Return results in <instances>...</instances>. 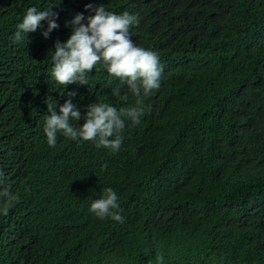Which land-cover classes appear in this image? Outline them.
Returning a JSON list of instances; mask_svg holds the SVG:
<instances>
[{"label":"trees","instance_id":"1","mask_svg":"<svg viewBox=\"0 0 264 264\" xmlns=\"http://www.w3.org/2000/svg\"><path fill=\"white\" fill-rule=\"evenodd\" d=\"M55 2L0 0V191L19 195L0 210V264H264V0H62L48 38L42 21L14 43L27 9ZM88 4L138 18L131 39L158 54V89L136 96L102 63L88 85L54 81L55 43L76 14L87 25ZM71 91L75 127L91 104L141 102L117 152L62 133L48 145L46 103L60 114ZM105 188L122 223L90 211Z\"/></svg>","mask_w":264,"mask_h":264},{"label":"clouds","instance_id":"2","mask_svg":"<svg viewBox=\"0 0 264 264\" xmlns=\"http://www.w3.org/2000/svg\"><path fill=\"white\" fill-rule=\"evenodd\" d=\"M61 2L62 0H56L43 11L29 7L22 22L17 25L14 43L22 42L25 35L41 28L42 21L48 22L47 30L42 33L48 38L59 27L56 23L58 13L53 12L52 8ZM85 7L95 13L87 18V25L81 23L85 19L84 15L76 14L74 19L65 22L66 27L72 28V34L66 43H60L59 40L55 43L52 56L54 66L51 70L54 81L62 86L88 85L87 74L102 63L109 75L119 78L136 96H140L141 92L148 94L151 90L158 89L162 76L158 54L137 46L131 39L130 29L139 24L138 18L126 12L115 14L107 11L104 6L93 9L88 4ZM112 94L120 95V89H113ZM66 95L68 99L59 107L60 114H57L56 100L46 103L49 115L45 118L44 133L50 147L56 145L57 134L62 133L74 141H95L97 147L117 152L122 145L125 118L130 119L133 124H139L143 114L139 100L137 106L119 110L106 103H95L88 106L85 123L75 127L70 122L81 118L80 111L72 102L77 93L71 91ZM6 182L4 171L0 170V185ZM18 200L19 195L5 187L0 191V210L7 215L9 208ZM90 211L100 219L111 218L121 223L124 219L119 197L112 188L103 189L101 198L91 203ZM157 260L159 264H163L164 257L158 256Z\"/></svg>","mask_w":264,"mask_h":264}]
</instances>
